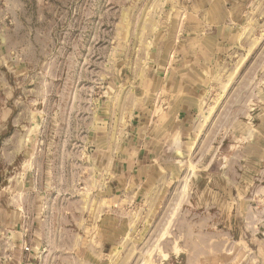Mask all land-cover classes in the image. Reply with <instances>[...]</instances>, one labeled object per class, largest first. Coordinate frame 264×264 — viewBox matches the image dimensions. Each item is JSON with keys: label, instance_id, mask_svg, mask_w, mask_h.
Returning a JSON list of instances; mask_svg holds the SVG:
<instances>
[{"label": "rangeland", "instance_id": "obj_1", "mask_svg": "<svg viewBox=\"0 0 264 264\" xmlns=\"http://www.w3.org/2000/svg\"><path fill=\"white\" fill-rule=\"evenodd\" d=\"M201 34L198 110L119 196L147 83ZM2 110L0 264H264V0H0Z\"/></svg>", "mask_w": 264, "mask_h": 264}, {"label": "crops", "instance_id": "obj_2", "mask_svg": "<svg viewBox=\"0 0 264 264\" xmlns=\"http://www.w3.org/2000/svg\"><path fill=\"white\" fill-rule=\"evenodd\" d=\"M220 40V34L190 37V44L194 45L197 52L196 58L177 53L175 58L170 57L163 64L159 76L147 83L150 89L144 90L145 98L138 103L134 113L142 125L137 132L140 134L139 139L130 142V156L122 159L116 168L110 169L116 177L110 190L122 196L130 186L142 187L156 173L153 170L154 162L163 153L177 148L175 134L178 131L183 133L181 129L189 123L192 113L198 110L199 93L205 86L204 73L207 67L202 60L206 57L215 58L221 52ZM9 117L8 112L0 111V121L3 123L0 126V150L4 151L0 162L4 165L11 158L7 151L18 150L20 146L21 132L10 129Z\"/></svg>", "mask_w": 264, "mask_h": 264}]
</instances>
